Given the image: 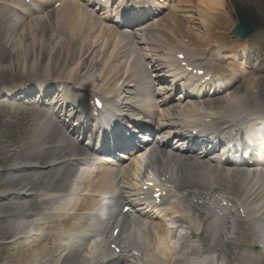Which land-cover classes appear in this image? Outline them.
Here are the masks:
<instances>
[{
  "label": "bare ground",
  "instance_id": "obj_1",
  "mask_svg": "<svg viewBox=\"0 0 264 264\" xmlns=\"http://www.w3.org/2000/svg\"><path fill=\"white\" fill-rule=\"evenodd\" d=\"M224 1L178 0L143 35L101 24L77 0H64L56 19H47L45 28L37 24L45 18L21 28L6 15V29L12 32L6 36L8 43L16 27L25 32L11 47L10 65L6 69L0 65V78L21 77L22 81L3 87L0 93L14 100L25 97V101L39 88L38 101L43 93V100L56 103L49 114L24 104L7 108L11 117L23 122L25 136L8 137L0 151L1 167L9 172L7 178L0 176V264H219L220 260L264 264V170L220 167L212 156L163 154L155 147L142 177V156L129 162L122 176L113 169L74 174L85 150L61 131L65 125L78 128L72 116L89 122L93 116L90 101L95 96H102L116 113L151 107L152 102L140 96L143 85L138 74L144 69L143 58L180 74L190 73L185 66L205 69L215 76V85H232L217 98L166 109L168 117L162 118L182 128L178 131L197 126L209 133L240 132L253 123L259 128L261 121L251 117L264 115V47L255 39L257 33L248 42L238 43L233 52L220 53V48L210 52L203 47L212 44L214 32L230 19L227 11L221 12ZM17 3L3 1L6 7L29 13ZM58 22L70 38L57 32ZM179 25L185 26V32ZM91 47L101 49L90 51ZM218 56L231 61L221 65L216 62ZM255 58L259 67L250 70L236 62L241 59L248 64ZM64 71L70 87L50 80ZM30 75L34 76L28 80ZM190 76L198 77L196 73ZM43 85L49 88L44 90ZM51 88L60 90L52 100ZM152 174L168 187L167 205L160 208L163 216L155 217L153 208L146 207L143 212L148 213L132 217L133 229L124 218L120 233L113 237L108 226L117 204L107 196L117 193L121 181L136 191L152 180ZM214 192H223L230 205L227 216L220 219H214L201 201L203 194ZM173 227L180 238L175 237ZM108 240L135 252L122 261L106 247ZM254 244L259 250L252 251Z\"/></svg>",
  "mask_w": 264,
  "mask_h": 264
},
{
  "label": "rangeland",
  "instance_id": "obj_2",
  "mask_svg": "<svg viewBox=\"0 0 264 264\" xmlns=\"http://www.w3.org/2000/svg\"><path fill=\"white\" fill-rule=\"evenodd\" d=\"M250 2L252 3L251 5H250ZM224 10L228 12L230 19H228L226 26L221 24L217 28V30L213 34V37H211L212 43L219 41L220 43H222L223 45H226L227 47L233 46L234 43L236 42L235 36L233 35V26L236 24V22L238 20H240L243 17H246V18L250 19L254 24L259 25L260 26L259 29H264V0H253V1H251V0L250 1H248V0H225L223 3V10L222 11H224ZM6 12H10V11H8L7 8H4L3 4L0 5V65L3 69H6V67H8L11 63V58H10L9 53H11L12 45L19 43V41L22 39L20 34L22 32H25V29L22 30L21 28H24V27L28 28L29 23L36 21L37 18H39V19L45 18V21H41L43 24H41L40 22H37V24H40L42 28H45L46 23H48V21H50V19H52V20L56 19L55 18L56 17L55 10L52 11V10L48 9V10H45L44 12H42V14L41 13L40 14H32L31 16L26 17L24 19V23H21V22L19 23L17 20H13V21L17 22L18 26H21V28L19 29V27H16L17 30L15 32H13V34H12L13 39H12V41H10L8 43V38H6V36L11 35L12 32L8 31V29H9L8 27L6 29L7 23H6L5 17L9 18L6 16ZM10 14H12V13L10 12ZM47 19H49V20L47 21ZM57 26H58L57 32L59 31V34H60V32L63 31L64 28L59 22H58ZM181 29L183 30V32H185V26H182ZM190 30H191L192 34L195 33L194 29H190ZM63 32L66 36L68 34L69 38L71 37L69 33H67V32L65 33V31H63ZM220 35H222V37ZM92 49H93V47L90 48V51ZM98 49H101V47H96L93 50L95 51ZM90 51L88 54H90ZM65 72L66 71H64L62 74L59 75L60 78H65L64 77ZM34 73L38 74V72H36V71ZM32 76H34V75H30L28 78L27 77L26 78L29 79ZM20 78H16V77H13V78L2 77V78H0V91H1V87H4L8 84H10V85L14 84V83L18 82L19 80H21ZM65 79H67V78H65ZM3 98H5V99H3ZM0 100H5L6 102H8L6 97H0ZM11 122H12V124H11ZM22 123L23 122H21L19 119L11 117L10 113L7 111V108L5 106L0 105V151H2L3 145L8 144V142L6 141L8 137L13 138L16 136H18V137L25 136L24 134L21 133ZM4 141H5V143H4ZM1 166H2V164H0V176L3 175V176H6V178H7L9 176L8 169H5V168L2 169ZM71 178H72V176L70 177V179ZM69 180L67 181V183L70 186ZM65 209L69 210V206ZM38 218L40 219L41 217H38ZM41 222H42V220H41ZM42 229H43V226H42Z\"/></svg>",
  "mask_w": 264,
  "mask_h": 264
},
{
  "label": "water",
  "instance_id": "obj_3",
  "mask_svg": "<svg viewBox=\"0 0 264 264\" xmlns=\"http://www.w3.org/2000/svg\"><path fill=\"white\" fill-rule=\"evenodd\" d=\"M242 25H245V23H240L237 27H236V29H235V31H236V33L237 34H241V33H250L252 30H253V27L252 26H250V27H248L247 25V27H243ZM242 35V34H241Z\"/></svg>",
  "mask_w": 264,
  "mask_h": 264
}]
</instances>
